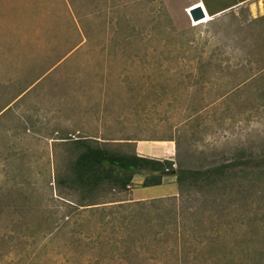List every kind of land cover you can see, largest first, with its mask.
<instances>
[{
	"label": "rangeland",
	"instance_id": "1",
	"mask_svg": "<svg viewBox=\"0 0 264 264\" xmlns=\"http://www.w3.org/2000/svg\"><path fill=\"white\" fill-rule=\"evenodd\" d=\"M165 5L0 0V264H238L264 249V173L249 174L264 50L231 32L243 24ZM77 138L119 152L172 139L174 169L250 162L224 189L180 192L171 172L90 202L56 186Z\"/></svg>",
	"mask_w": 264,
	"mask_h": 264
},
{
	"label": "trees",
	"instance_id": "2",
	"mask_svg": "<svg viewBox=\"0 0 264 264\" xmlns=\"http://www.w3.org/2000/svg\"><path fill=\"white\" fill-rule=\"evenodd\" d=\"M63 139L66 140L67 138ZM92 141V139L87 138L70 139V145L75 154L74 158L68 162L64 176L56 180L59 194H70L73 191H78L81 194V200L89 199L91 202L94 198L93 194L104 187L111 190L126 191L133 185L140 188L160 186L165 176L171 172L174 173L171 174L173 179L171 183H174L180 192L191 194L193 190L203 188H210L211 191L220 190L227 187L225 185L220 187V182L228 181L231 175L244 172L242 169L236 171V167L248 166L250 162L248 159H242L205 168L178 166L174 169V162L168 159L139 156L135 151H113L100 146L98 143L94 144ZM254 162L257 168L254 172L250 171L249 173H252L253 177H255L253 173L258 175L264 173V158H254ZM136 176H141V179L136 181ZM214 250L213 247L209 248L210 255L212 254L211 251ZM244 256L253 259L246 262L248 260ZM242 257L245 260L243 259L238 264H264V249L244 252Z\"/></svg>",
	"mask_w": 264,
	"mask_h": 264
},
{
	"label": "crops",
	"instance_id": "3",
	"mask_svg": "<svg viewBox=\"0 0 264 264\" xmlns=\"http://www.w3.org/2000/svg\"><path fill=\"white\" fill-rule=\"evenodd\" d=\"M163 1L166 3V8L171 11L169 13L173 11L174 14H186L189 19H191L190 11L199 8L203 15L208 18L205 22L211 21L221 24L224 20L231 19L236 25L238 23L243 24L246 26V30H244L245 28L238 29L241 27L239 26L231 32L241 30L244 32L242 36L246 35L249 40H253L252 44H249V48L252 47L255 51V53L253 51V55L258 54L262 49L264 50V42H259L263 38L261 33H264V0H180L178 6L174 4V0H162V3ZM156 4L151 2V7L153 8ZM135 152L139 156L173 161L174 146L172 139L165 142L138 141L135 142Z\"/></svg>",
	"mask_w": 264,
	"mask_h": 264
},
{
	"label": "water",
	"instance_id": "4",
	"mask_svg": "<svg viewBox=\"0 0 264 264\" xmlns=\"http://www.w3.org/2000/svg\"><path fill=\"white\" fill-rule=\"evenodd\" d=\"M190 14L192 16V19H194V20H199L203 17L199 8H196L193 11H191Z\"/></svg>",
	"mask_w": 264,
	"mask_h": 264
}]
</instances>
